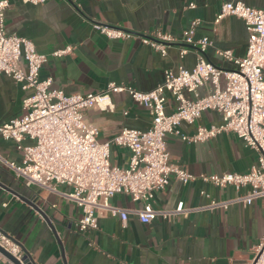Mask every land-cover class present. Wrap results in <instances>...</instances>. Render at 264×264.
<instances>
[{
    "label": "crops",
    "instance_id": "1",
    "mask_svg": "<svg viewBox=\"0 0 264 264\" xmlns=\"http://www.w3.org/2000/svg\"><path fill=\"white\" fill-rule=\"evenodd\" d=\"M225 1H242L264 8V0H45L36 4L8 0L4 29L7 34L30 39L37 52L47 55L39 78H51L50 88L67 95L99 93L113 82L148 91L162 81L164 70L176 72L179 66L194 67L199 56L195 45L186 46L183 57L179 54L185 46L181 32L194 19L200 21L194 38L207 36L212 41L204 57L221 69L236 67L216 52V49L230 50L234 57L240 58L247 46L242 19L227 15L214 22ZM190 2L194 7L188 6ZM93 23L121 28L132 36L108 39ZM156 31L176 37L175 42L166 45L164 56L139 39ZM66 45L73 46L70 53L61 57L50 54ZM199 92L202 94L204 90ZM31 93L32 89H22L0 73V125L24 113L22 101ZM166 98L165 111L171 112L177 102L171 94ZM110 100L112 111L98 107L85 111V118L97 127L99 142L107 141L123 127L145 130L150 126L148 110L126 93H110ZM220 120L218 112L205 110L195 123L183 122L179 129L192 135L197 125L209 127ZM165 141L171 162L194 175L244 173L256 163V151L233 133H220L195 143L167 134ZM0 156L16 164L22 162V151L15 142L1 136ZM128 158L126 148L110 146L111 163L125 166ZM65 189L63 185L57 186V191ZM246 189L242 188L240 193ZM201 191L215 199L236 194L232 186L217 187L199 179L182 183L171 176L165 189L155 193L153 206L171 209L179 201L185 208L204 205L208 198ZM24 199L34 202L43 215ZM110 201L128 210L142 206L124 194H117ZM81 214L77 205L59 193L26 185L0 162V230L18 241L34 264H246L264 235V197L249 205L235 203L227 209L189 212L177 216L173 222L156 218L142 223L130 212L122 225L117 216L100 211L96 213L98 228L82 232L77 226ZM49 225L62 243L63 256Z\"/></svg>",
    "mask_w": 264,
    "mask_h": 264
},
{
    "label": "built area",
    "instance_id": "2",
    "mask_svg": "<svg viewBox=\"0 0 264 264\" xmlns=\"http://www.w3.org/2000/svg\"><path fill=\"white\" fill-rule=\"evenodd\" d=\"M24 1L36 4L45 0ZM188 6L194 7V3ZM8 7V0H0V73L9 76L22 89H32V93L22 101L24 113L0 125V136L15 142L22 151V162L16 164L1 156L0 162L26 185L57 192L77 205L82 213L77 221L79 231L97 229L96 213L100 211L117 216L122 225L126 224L130 212L142 223L156 218L173 222L177 216L189 212L227 209L235 203L249 205L264 197V8L242 1H225L220 5L215 23L234 15L243 20L247 31L243 57H234L230 50L216 49L219 56L236 65L233 70L218 68L204 57L212 41L207 36L194 38L200 23L194 19L181 32L185 46L179 53L183 57L188 45L198 48L199 56L192 69L183 66L176 72L166 69L162 81L148 91L110 82L99 93L67 95L60 89L50 88L51 78H39L47 55L37 52L30 39L5 32ZM93 27L108 39L132 36L121 28L102 23H93ZM139 39L162 56L166 54V45L176 41L174 35L162 31ZM72 49V45H66L50 54L61 57ZM200 89L204 90L202 94ZM110 93H126L132 101L145 107L151 115L150 126L145 130L123 127L107 141L99 142L97 127L85 118V111L93 107L112 111ZM167 94L177 102L171 112L165 111ZM205 110L218 112L220 122L209 127L197 125L192 135L181 133V123H195ZM220 133H233L245 146L256 151V163L248 171L194 175L171 162L165 141L167 134L195 143ZM25 140L30 142L24 143ZM111 145L129 151L125 166L111 163ZM171 176L182 183L199 179L217 187L232 186L236 194L215 199L201 191L208 198L204 205L185 208L179 201L171 209L155 208L154 195L165 189ZM58 185L66 189L57 191ZM242 188L247 189L240 193ZM117 194L127 195L142 206L128 210L114 205L110 199ZM0 248L21 262V247L1 230ZM0 264L13 263L0 252ZM246 264H264V235Z\"/></svg>",
    "mask_w": 264,
    "mask_h": 264
},
{
    "label": "water",
    "instance_id": "3",
    "mask_svg": "<svg viewBox=\"0 0 264 264\" xmlns=\"http://www.w3.org/2000/svg\"><path fill=\"white\" fill-rule=\"evenodd\" d=\"M25 202L27 204H29L34 210L38 211V213L43 215V212L38 208V206L34 205V202H30L29 199H24ZM50 226V225H49ZM52 233L54 234L56 243L58 245V248L60 250L61 255L63 256V246L62 243L60 241V239L56 236L55 231L53 230V228L50 226ZM15 241V240H14ZM22 249L23 251V256L21 258V262L18 261L17 259H15L14 257H12L11 255H9L8 253H6L2 248H0V252L6 256L13 264H34L33 259L31 258L29 252L18 242L15 241ZM64 261V260H63Z\"/></svg>",
    "mask_w": 264,
    "mask_h": 264
},
{
    "label": "rangeland",
    "instance_id": "4",
    "mask_svg": "<svg viewBox=\"0 0 264 264\" xmlns=\"http://www.w3.org/2000/svg\"><path fill=\"white\" fill-rule=\"evenodd\" d=\"M233 66V65H232ZM226 68H229V67H226ZM236 67L235 66H233V67H230L229 69L230 70H233V69H235Z\"/></svg>",
    "mask_w": 264,
    "mask_h": 264
}]
</instances>
